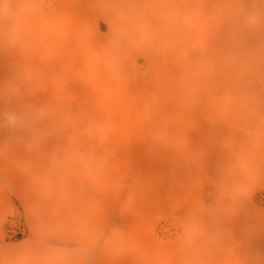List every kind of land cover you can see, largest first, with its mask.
I'll return each instance as SVG.
<instances>
[{"label": "bare ground", "instance_id": "bare-ground-1", "mask_svg": "<svg viewBox=\"0 0 264 264\" xmlns=\"http://www.w3.org/2000/svg\"><path fill=\"white\" fill-rule=\"evenodd\" d=\"M137 1L144 0H54L46 10L41 0H0V216L9 211V190L29 227L27 239L0 245V264H82L76 243L89 250L109 226L98 264L264 262V212L248 205L249 187H221L224 206L210 217L192 177L220 170L224 142L238 153L259 147L264 156V141L245 146L220 135L215 59L201 57L208 46L189 42L180 25L172 35V17L168 29L161 22L168 33L159 29L151 6L146 21L137 8L145 12L149 0ZM182 1V14L199 9ZM111 156L114 168L105 164ZM114 171L134 174L137 187H125V195L109 187ZM118 202L127 218L121 223L108 219ZM158 214L180 218L173 240L152 234ZM222 225L225 237L217 233ZM49 233L73 245L53 252Z\"/></svg>", "mask_w": 264, "mask_h": 264}, {"label": "rangeland", "instance_id": "rangeland-1", "mask_svg": "<svg viewBox=\"0 0 264 264\" xmlns=\"http://www.w3.org/2000/svg\"><path fill=\"white\" fill-rule=\"evenodd\" d=\"M145 1L147 0L137 2L142 3L143 5ZM160 1L149 0L147 1L148 4L146 2L144 3V5H148H145L146 11L150 6L153 9V11L152 9L150 10V8L148 9L149 12H152L151 14H154V16L150 15V18L151 16L154 17L156 19L155 22H158L157 20H159L158 25L161 22H164V24L167 22L168 25L173 22L176 24L175 22L178 21V24L175 26L173 24L175 27L174 29H176L175 31L172 30V24L169 25L171 26L170 28L166 24V29L169 28L168 31L171 32L172 35L179 32L178 30H180V28L178 25H180L181 29L186 28V30H182L185 34H187V30H189L187 36L189 37V42H193L197 38L200 39L201 43L203 42L208 46L206 48L204 45L206 48H204L205 51H209H206L208 55L209 53L211 55L212 52L216 51L215 54L212 53L214 55L210 58V56L206 53L203 55L202 53L198 54L201 51L200 48L197 55H199L198 57L202 55V58L206 55L208 59H215V107L213 110L218 117L217 127L220 135H223L224 138L239 139L245 146H250L251 144L257 146L259 142L264 141V0H195L194 2H198L199 6L196 3H193L194 5L192 6H195L196 4L195 8L199 7V9L196 8L199 12L195 10L196 13L192 12L195 13V15L192 13L190 14V16L193 15L191 16L194 18L193 22L197 21L192 26V23L189 22L192 21V19L187 21L188 17H190L188 16L189 12L185 13L184 11L186 8V6L184 7V3L186 2L181 4V6L183 5L182 11H184V14H182L180 10L181 8L177 9L178 6H180V4L177 6L179 0H166L168 3L165 0ZM163 1H165L163 6H160ZM174 1H176V5L173 3ZM53 2L54 0H41V5L43 8H46V10H51ZM129 2H131V0H129ZM137 2L133 5L135 6L137 4L138 6L139 4ZM155 2L156 4H153ZM150 3H152V5ZM166 4H168L167 8H165ZM175 6H177V10L174 9ZM139 7L140 8L137 9L140 13L135 10V13L137 12V15L135 16H138L139 18L138 13L141 14L143 12L142 15L144 17L142 15H140V17L148 21L150 19L148 17L149 14H146L148 11L144 12L143 8H141V6ZM161 7L162 10H160ZM189 7L190 6H188L189 11L194 8ZM169 8L173 10L170 11ZM163 9L164 11L166 9V12L163 13ZM185 10L188 11L187 8ZM157 11L160 14H158V16L156 15ZM177 11L181 12V16H178L180 21H182L180 22L181 24L179 23V19H175V17L178 18ZM210 11H213V17L209 16L212 14ZM169 12L177 13L174 15L170 13V15H172L170 16ZM166 13L168 15H166ZM186 14L187 20L184 22H189L190 25L189 23L185 24L183 22ZM182 16L183 18L181 20ZM161 17L162 20H166V17L169 19L170 17L169 20L173 18L174 21L171 23L168 19V21H160ZM154 18L150 20L151 24L154 21ZM201 21H204V26L207 25L208 28H204ZM148 23V27H151V24ZM164 24L161 23L159 29H162L163 31L166 30L164 29ZM182 24L185 27L182 26ZM195 24H199V29H197V26L194 27ZM162 25H164V28H161ZM186 25H188V28ZM200 25L202 26V30H200ZM190 27L192 28L193 33H189L192 31ZM203 28L205 30L207 29L205 34L203 33ZM199 31H201L203 35H199L201 34ZM209 32H211L212 37L209 36ZM189 34L194 35L190 37ZM204 35L209 36L208 39H213L208 40ZM193 38L194 40H192ZM203 40L207 41V43L208 41L211 44L215 43V50L211 48L212 46H210L209 43L207 44ZM204 49L202 48V51H204ZM209 49L213 51H210ZM213 56L215 57L213 58ZM262 149H264V147H262ZM218 150L219 157H216V163L217 166L220 167V170L212 172L205 169V171L192 176L195 178L194 180L196 181L197 187H201L199 190L200 206L205 212H208L210 217H212L216 211L221 210L224 206V195L221 187H249L248 194H246V201L248 205L256 210L264 212V175L260 173L261 170L264 169V167H262L264 166V156L260 154L259 147L257 150L252 148L249 151L246 149L245 152L241 151V153H238L235 149V145L230 146L228 143L224 142L219 145ZM115 163L117 162L113 156L109 157L107 161H105L107 166L113 168ZM110 177L112 179V184L109 185V187H123V192L121 193L124 195L125 191H127L125 187H137L133 186L134 174L129 171H122L120 173H116L114 171ZM4 186L8 187L7 185ZM13 196V193L8 190L11 208L9 207V211L7 210L6 213L0 216V245L2 243H5L6 245L17 244L20 241L27 239L28 237L25 238L27 235L29 236V227L26 228L27 221L25 220L26 217L24 215L22 205H20L21 203L15 198V196ZM113 206L114 210H112L108 215V219L110 218L112 221H116L118 223L127 220L125 216H121L119 214L121 202L113 203ZM109 227L105 228L102 232H98V238L89 250L80 243H76L77 248H81L83 250V256L81 258L82 264H98L99 252L110 235L111 227ZM223 227L224 225L220 228H216L218 229L217 233L220 237L227 236V232L223 229ZM150 229L156 238L166 242L176 238L182 232L183 225L178 216L158 214L150 223ZM71 241L72 240L70 238L57 233H49L46 236V242L50 250L53 252H65L68 245H73ZM252 257L254 258L256 256ZM249 259H251V256ZM257 259L255 261H257ZM262 259H260V261H264ZM251 260V263L248 261L249 264H257L253 259ZM262 264H264V262H262Z\"/></svg>", "mask_w": 264, "mask_h": 264}]
</instances>
